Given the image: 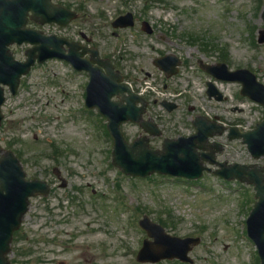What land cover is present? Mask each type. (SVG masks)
Masks as SVG:
<instances>
[{
	"label": "rangeland",
	"instance_id": "374dc122",
	"mask_svg": "<svg viewBox=\"0 0 264 264\" xmlns=\"http://www.w3.org/2000/svg\"><path fill=\"white\" fill-rule=\"evenodd\" d=\"M54 1L76 10L78 18L66 27L30 28L71 40L85 33L135 90L152 84L146 117L158 124L162 136L151 138V147L159 148L164 138L193 134L191 122L197 115L221 116L226 125L261 117L260 107L239 97L236 84L220 86L224 102L208 101V76L198 70L200 60L215 64L225 59L229 68L247 69L264 84V46L256 43L257 30L264 28L261 0ZM127 12L134 16V26L113 29L111 22ZM142 21L150 24L152 35L141 31ZM27 48L13 46L11 52L22 61ZM167 53L183 61V69L179 77L163 81L153 60ZM84 82L68 64L53 60L34 65L21 78L16 95L6 90L0 145L18 157L27 179L51 185L48 196L30 201L14 236L12 264H139L135 257L146 235L138 221L144 215L171 235L199 237L200 245L189 254L193 264H259L245 233L251 188L209 174L190 182L122 175L111 165L105 119L83 110ZM162 99L173 101L177 109L168 114L153 103ZM121 131L129 142L143 135L130 122ZM216 141L223 145L220 161L251 162L239 141L229 142L225 135ZM54 167L67 187H59Z\"/></svg>",
	"mask_w": 264,
	"mask_h": 264
},
{
	"label": "water",
	"instance_id": "95a60500",
	"mask_svg": "<svg viewBox=\"0 0 264 264\" xmlns=\"http://www.w3.org/2000/svg\"><path fill=\"white\" fill-rule=\"evenodd\" d=\"M30 14V15H29ZM76 18L74 12L68 11L62 6L54 5L51 0H0V124L2 120L1 105L4 102L3 88L7 86L12 95L16 93L19 79L26 75L35 59L43 63L48 59H59L69 61L77 70L86 69L90 72V80L86 89L85 104L88 108H96L99 113L107 119V129L113 138L112 164L122 173L134 177H146L159 173L176 177L196 179L201 176L202 161L210 165H217L219 170L214 172L227 180L237 179L256 184V197L258 202L247 219L248 236L255 243L261 264H264V187L260 185L259 172L255 167L241 165L218 164L214 160L215 151L208 154L198 153L197 150L206 151L218 149L219 146H208V137L221 134L224 128L210 122L205 118H197L194 121L196 134L189 138H178L176 140H164L161 150H151L147 139H138L132 144H127L120 132V124L126 121L140 123L143 130L150 135H159L156 127L149 122H142L141 113L143 108H137L136 103L142 99L136 97L129 89L119 85L120 78L112 73V67L106 60L104 67L108 75L101 76L95 70L89 69V64L78 60L86 49L75 55L65 53L63 46L76 47L66 40L55 36H44L39 31L25 28L27 19L40 24L56 23L60 26L67 25ZM264 22V10L261 14ZM133 21L130 14L118 18L114 27L132 26ZM143 30L151 33L148 25L143 23ZM260 44L264 43V31L259 32ZM29 44L31 49L26 51L25 62H18L9 51L11 45ZM97 56V51H93ZM99 64L101 61L96 60ZM166 61L173 69L177 60L173 57H165L155 61V65L164 69L162 62ZM206 72L216 76L220 80L239 82L242 84L241 94L264 106V86L256 82V78L247 70L229 72L225 65L203 66ZM209 97L220 95L213 86L208 83ZM128 92V97L123 92ZM113 96L120 97L119 102L111 101ZM126 103V104H124ZM144 105V102H142ZM170 107L169 110H171ZM228 139L242 138L243 144L247 145L248 151L254 158L264 156V122L259 124L252 132L241 133L236 129H230ZM209 171V169H207ZM48 186L39 180L25 181V173L9 151L0 147V264H9L6 255L10 252L12 234L18 229L23 217L28 211L29 198L36 195H47ZM145 229L147 235L153 239L152 242L144 241L142 249L137 255V261L141 263H157L163 259H178L189 262L187 254L191 248L198 244V239H180L167 235L163 228L153 224L147 217L139 222Z\"/></svg>",
	"mask_w": 264,
	"mask_h": 264
},
{
	"label": "flooded vegetation",
	"instance_id": "af4514ba",
	"mask_svg": "<svg viewBox=\"0 0 264 264\" xmlns=\"http://www.w3.org/2000/svg\"><path fill=\"white\" fill-rule=\"evenodd\" d=\"M84 87H85V85H84Z\"/></svg>",
	"mask_w": 264,
	"mask_h": 264
}]
</instances>
